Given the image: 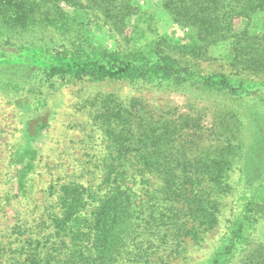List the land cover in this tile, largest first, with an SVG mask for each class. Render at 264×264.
Listing matches in <instances>:
<instances>
[{"label": "trees", "instance_id": "16d2710c", "mask_svg": "<svg viewBox=\"0 0 264 264\" xmlns=\"http://www.w3.org/2000/svg\"><path fill=\"white\" fill-rule=\"evenodd\" d=\"M143 1L145 7L142 0H0V87L13 92L16 107L23 98L26 110L29 86L50 78L146 81L174 91L249 99L264 107L261 81L204 74L171 54L166 36H141L137 26L151 29L147 22L155 17L148 12L150 0ZM160 1L172 21L193 35L192 43L180 45L186 57L206 59L211 47L225 45L222 57L232 68L264 75V0ZM93 27L109 28L120 37L119 49L89 40ZM219 105L222 116L216 115L210 127L215 143L198 152L205 135L200 117L169 111L155 118L136 98L123 103L105 95L94 113L113 144L103 178L96 186L62 185L58 209L47 215L49 232L24 239L26 256L16 264H167L184 241L200 242L218 223L220 194L229 189L233 165L243 160L244 173L258 163L264 167V130L262 137L246 142L257 130L251 120L260 121L264 111L247 121L228 102ZM44 127L47 120L34 129L26 125L23 139L31 144ZM238 138L241 143L233 144ZM24 165L31 166L29 160ZM146 173L156 175L159 187L151 186ZM260 183L241 219L202 264H233L254 227L264 225V179ZM133 184L139 185L136 190ZM241 260L264 264V242ZM0 264H6L2 254Z\"/></svg>", "mask_w": 264, "mask_h": 264}, {"label": "rangeland", "instance_id": "374dc122", "mask_svg": "<svg viewBox=\"0 0 264 264\" xmlns=\"http://www.w3.org/2000/svg\"><path fill=\"white\" fill-rule=\"evenodd\" d=\"M149 2L148 12L155 17L147 22L151 29L146 25L141 28L135 25L141 36L146 34L153 37L157 33L166 36L170 43L169 52L182 62L188 59L186 62L191 67L204 74L219 72L247 82L254 80L264 83V75L256 76L232 68L222 57L227 53L225 49L228 47L225 45H219L216 49L211 47L206 59L186 57L185 49L180 48V45L192 43L193 35L189 29L173 22L161 8L160 0ZM140 5L145 7L146 2L142 0ZM64 9L66 12L73 10L66 6ZM76 12L84 19L81 9L76 8ZM131 21L133 24V19ZM89 34V40L107 44L110 48L117 49L118 44H121L120 37L109 28L93 27ZM33 82L25 93L30 105L28 110L23 106V98L17 99L16 107L13 92L0 87V254L6 264H16L26 256L21 251V245L26 244L24 239L47 235V215L57 211L56 202L62 185L73 182L96 186L103 178V166L111 159L109 154L113 144L96 118L97 113H94L105 95L111 94L116 101L123 103L136 98L145 111L155 118L160 115L165 117L169 111L191 112L194 117H200L201 130L205 135L202 136L204 141L198 142V152L203 150L204 144L215 143L211 142L216 136L211 135L214 129L210 131V127L216 115L222 116L220 102H228L229 108L240 111L247 121H250V115L259 116L264 111L263 106L249 99L229 100L214 94H201L198 90L191 93L174 91L146 81L130 83L126 80L86 78L65 81L50 78ZM39 120H47V127L29 144L23 139L22 131L26 125L34 129ZM251 122L257 130L252 129L246 140L248 144L254 137H262L264 130V118ZM241 141L239 138L234 139L233 144L239 145ZM16 152L18 156L24 155L25 160H15ZM27 160L30 167L24 165ZM242 161L235 163L228 173L229 189L220 194L217 225L206 232L200 242L184 241L178 248L180 253L169 256L167 264L204 263L211 257L221 238L230 233L241 219L247 200L257 192L260 181L264 179V167L258 163L244 173ZM145 176L151 186L159 187L155 174L146 173ZM138 186L133 184L132 188L136 190ZM251 232L242 250L236 253L233 264H241L243 256L264 242L262 223Z\"/></svg>", "mask_w": 264, "mask_h": 264}]
</instances>
